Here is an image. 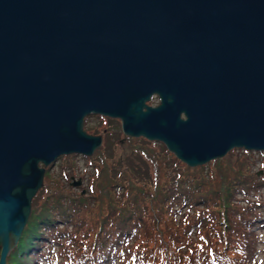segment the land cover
Returning <instances> with one entry per match:
<instances>
[{
	"label": "water",
	"instance_id": "obj_1",
	"mask_svg": "<svg viewBox=\"0 0 264 264\" xmlns=\"http://www.w3.org/2000/svg\"><path fill=\"white\" fill-rule=\"evenodd\" d=\"M90 113L192 166L264 151V0H0V264Z\"/></svg>",
	"mask_w": 264,
	"mask_h": 264
},
{
	"label": "trees",
	"instance_id": "obj_2",
	"mask_svg": "<svg viewBox=\"0 0 264 264\" xmlns=\"http://www.w3.org/2000/svg\"><path fill=\"white\" fill-rule=\"evenodd\" d=\"M101 120L102 130H89L103 140L88 159L98 161V173L88 177L85 193L68 195L63 170L55 176L47 167L5 264H32L46 255L53 264L55 243L56 264H262L250 229L264 226V199L255 196L264 176L247 171L253 151L192 166L163 142L113 132L109 117ZM114 149L116 161L107 155ZM139 155L143 172L147 163L150 168L146 177L129 162Z\"/></svg>",
	"mask_w": 264,
	"mask_h": 264
},
{
	"label": "rangeland",
	"instance_id": "obj_3",
	"mask_svg": "<svg viewBox=\"0 0 264 264\" xmlns=\"http://www.w3.org/2000/svg\"><path fill=\"white\" fill-rule=\"evenodd\" d=\"M157 100L158 98L154 96L153 102H156ZM103 116L105 115H96L95 113H92L88 115V117H85L84 122H83L84 124L83 126L85 130L89 131V130H96V128H100V127L103 128L105 126V121L101 120ZM106 124L108 125V127H110V129L113 132L120 129V120L117 117H109V120L106 122ZM102 128H100V130H102ZM111 146L114 148L113 145ZM228 154L232 156L233 159L235 158V156L237 158H239L240 156L242 157L248 156V153L244 152V150H242V148H239V147L230 149L228 151ZM107 155L113 161L117 160L115 149L113 152H110L109 150H107ZM249 156L251 157V160L247 164V171L249 172L257 171L259 175L264 176V155H261L258 152H254V154H250ZM66 157L67 156L63 154L54 161V163L50 167L52 174L55 176H58L61 174V171L63 170V180L61 182H62L64 192L68 193V195H73L76 192L85 193L86 188L89 185L88 177L90 176V174L96 175L98 173V161L96 163L89 162L88 159L91 157V155L87 157L86 156L83 157L81 154H76L73 157L70 156L71 158H73V160L71 158H66ZM139 157H140L139 162H136L133 159H129V162L136 167L135 174H138L139 170L142 172L146 171L143 158L140 155ZM207 163L212 164V161H209ZM147 173L150 175V168H149L148 163H147ZM147 173L145 174V172H143L142 174H144V177H146ZM142 174L139 173V175H142ZM72 176H74L75 178H78L80 176L82 177L80 185L75 186L71 184ZM261 179H263V177H261ZM252 191L253 190H251V192ZM256 194L257 195L255 196H258L264 199V186L259 187V189L256 190ZM59 222L61 223L62 221H59ZM250 229L252 230V239L255 244L253 246L257 249L259 248V252H260L258 253L257 258L262 264H264V253L262 249V247H264V226L252 225ZM41 247H44V246H41ZM51 249L52 250L49 252V255L51 254V256L53 257V264H56V261H58L61 257L60 253H58L57 251V244L55 243ZM47 256L48 255L40 256V260L39 258L34 259L31 261V263L34 261L32 264H46L48 257H49ZM19 264H22V263H19Z\"/></svg>",
	"mask_w": 264,
	"mask_h": 264
},
{
	"label": "bare ground",
	"instance_id": "obj_4",
	"mask_svg": "<svg viewBox=\"0 0 264 264\" xmlns=\"http://www.w3.org/2000/svg\"><path fill=\"white\" fill-rule=\"evenodd\" d=\"M26 227V226H25Z\"/></svg>",
	"mask_w": 264,
	"mask_h": 264
}]
</instances>
